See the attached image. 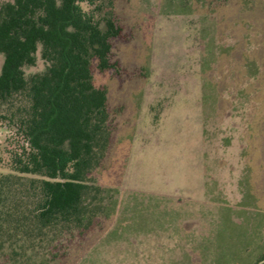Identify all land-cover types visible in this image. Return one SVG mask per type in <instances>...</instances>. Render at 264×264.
<instances>
[{
    "label": "rangeland",
    "instance_id": "374dc122",
    "mask_svg": "<svg viewBox=\"0 0 264 264\" xmlns=\"http://www.w3.org/2000/svg\"><path fill=\"white\" fill-rule=\"evenodd\" d=\"M114 14L115 67L93 65L113 133L92 177L109 203L52 264H257L264 0H115ZM45 68L38 53L26 73ZM14 132L0 122L3 173ZM0 264L14 263L1 255Z\"/></svg>",
    "mask_w": 264,
    "mask_h": 264
},
{
    "label": "trees",
    "instance_id": "16d2710c",
    "mask_svg": "<svg viewBox=\"0 0 264 264\" xmlns=\"http://www.w3.org/2000/svg\"><path fill=\"white\" fill-rule=\"evenodd\" d=\"M1 1L0 122L14 129L16 149L11 172H0V256L52 264L109 203L110 190L92 177L113 133L93 65L115 67L113 40L123 29L115 0ZM38 53L46 68L27 75Z\"/></svg>",
    "mask_w": 264,
    "mask_h": 264
},
{
    "label": "water",
    "instance_id": "95a60500",
    "mask_svg": "<svg viewBox=\"0 0 264 264\" xmlns=\"http://www.w3.org/2000/svg\"><path fill=\"white\" fill-rule=\"evenodd\" d=\"M263 263H264V261L260 262L259 264H263Z\"/></svg>",
    "mask_w": 264,
    "mask_h": 264
}]
</instances>
